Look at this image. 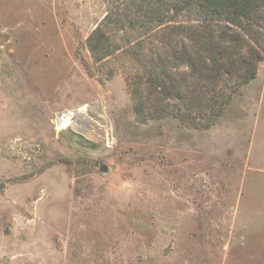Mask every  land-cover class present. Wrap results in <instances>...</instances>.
I'll return each mask as SVG.
<instances>
[{"label":"rangeland","instance_id":"obj_1","mask_svg":"<svg viewBox=\"0 0 264 264\" xmlns=\"http://www.w3.org/2000/svg\"><path fill=\"white\" fill-rule=\"evenodd\" d=\"M105 12L0 0V264H264V60L212 126L143 122Z\"/></svg>","mask_w":264,"mask_h":264},{"label":"trees","instance_id":"obj_2","mask_svg":"<svg viewBox=\"0 0 264 264\" xmlns=\"http://www.w3.org/2000/svg\"><path fill=\"white\" fill-rule=\"evenodd\" d=\"M103 2L87 46L96 63L118 61L140 121L210 127L258 75L264 0Z\"/></svg>","mask_w":264,"mask_h":264},{"label":"bare ground","instance_id":"obj_3","mask_svg":"<svg viewBox=\"0 0 264 264\" xmlns=\"http://www.w3.org/2000/svg\"><path fill=\"white\" fill-rule=\"evenodd\" d=\"M71 113L63 114L59 117L60 123L64 126L68 125L71 121ZM80 115V114H79Z\"/></svg>","mask_w":264,"mask_h":264},{"label":"water","instance_id":"obj_4","mask_svg":"<svg viewBox=\"0 0 264 264\" xmlns=\"http://www.w3.org/2000/svg\"><path fill=\"white\" fill-rule=\"evenodd\" d=\"M100 171H101V172H108V171H109V166L106 165V164H102V165L100 166Z\"/></svg>","mask_w":264,"mask_h":264}]
</instances>
